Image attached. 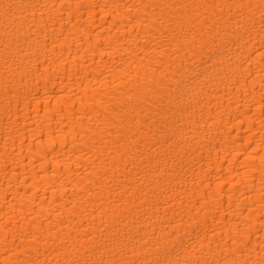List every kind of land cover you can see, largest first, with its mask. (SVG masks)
Here are the masks:
<instances>
[{"label": "bare ground", "instance_id": "6f19581e", "mask_svg": "<svg viewBox=\"0 0 264 264\" xmlns=\"http://www.w3.org/2000/svg\"><path fill=\"white\" fill-rule=\"evenodd\" d=\"M0 264H264V0H0Z\"/></svg>", "mask_w": 264, "mask_h": 264}]
</instances>
